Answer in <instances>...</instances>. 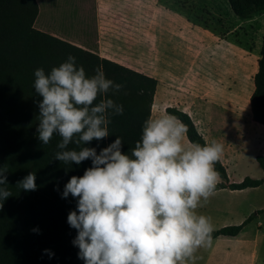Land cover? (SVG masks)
<instances>
[{
    "label": "clouds",
    "instance_id": "9594fccd",
    "mask_svg": "<svg viewBox=\"0 0 264 264\" xmlns=\"http://www.w3.org/2000/svg\"><path fill=\"white\" fill-rule=\"evenodd\" d=\"M34 75L41 97L39 140L46 145L60 136L55 159L64 164L92 161L83 176L70 178L62 194L78 198L68 223L78 230L73 243L85 264H188L200 248L212 245L211 217L197 209L220 183L215 165L224 153L222 143L187 144V126L164 114L144 122L130 155L120 137L97 152L85 145L109 137L110 116L124 112L122 104L102 97L123 86L100 69L88 76L71 55L49 73L38 68ZM7 172L0 166V209L12 195ZM18 185L36 190V174Z\"/></svg>",
    "mask_w": 264,
    "mask_h": 264
},
{
    "label": "trees",
    "instance_id": "16d2710c",
    "mask_svg": "<svg viewBox=\"0 0 264 264\" xmlns=\"http://www.w3.org/2000/svg\"><path fill=\"white\" fill-rule=\"evenodd\" d=\"M227 2L236 15L264 10V0ZM37 10L36 0H0V166L7 168L6 187L12 192L0 209V264H85L73 243L78 230L68 223L69 213L77 210L78 198L71 194L63 198L62 194L70 178L83 176L92 161L64 164L55 159L60 136L54 135L46 145L39 140L37 102L41 97L34 89L35 70L43 68L49 73L71 55L88 76L100 69L106 78L121 84L118 93L109 92L102 98L122 104L123 114L110 116L109 137L85 146L96 147L99 152L120 137L123 151L129 155L151 116L157 79L36 29ZM249 107L252 120L264 125V32ZM165 112L187 126L186 137L191 144H207L187 112L176 106L165 107ZM255 159L264 173V155L257 154ZM215 168L220 175L216 190H240L264 183V175L229 182L221 160ZM31 172L36 174L37 188L25 191L18 182ZM263 209L254 210L239 224L215 229L212 237L237 235Z\"/></svg>",
    "mask_w": 264,
    "mask_h": 264
},
{
    "label": "rangeland",
    "instance_id": "374dc122",
    "mask_svg": "<svg viewBox=\"0 0 264 264\" xmlns=\"http://www.w3.org/2000/svg\"><path fill=\"white\" fill-rule=\"evenodd\" d=\"M58 3L61 13L70 17L72 26L77 14V0H59ZM62 22V19L55 20V24ZM140 24L144 25L149 37L142 48L145 53L138 48L127 53L135 58L139 55L146 66L152 67L160 85L166 81V92L170 90L169 84L173 87L183 85L184 64L193 63L202 78V88L196 91H208L202 100L212 103L217 112L230 114L232 106L246 105L244 100L249 95L246 113L250 115L249 97L260 58L264 10L236 15L227 0H149L147 7L140 11ZM169 98L171 96L166 97ZM262 142V134L254 133L251 139L243 141L235 159L227 161L233 182L245 176L263 177V170L254 155V151L263 154ZM206 206L210 209L205 210ZM263 206L264 185H261L245 190L219 191L197 211L211 217L216 229L236 224L234 222L242 214L247 215ZM253 249L256 251L255 263L264 264V211L238 238L221 235L213 238L212 245L200 248L188 264H250Z\"/></svg>",
    "mask_w": 264,
    "mask_h": 264
},
{
    "label": "crops",
    "instance_id": "0c3cea01",
    "mask_svg": "<svg viewBox=\"0 0 264 264\" xmlns=\"http://www.w3.org/2000/svg\"><path fill=\"white\" fill-rule=\"evenodd\" d=\"M58 2L59 0H36L38 10L34 27L84 49L94 51L100 57L108 58L156 78L157 86L150 117L157 118L161 116L167 106H176L187 112L207 144L217 141L224 145L221 162L226 168L229 182L233 181L229 176L226 165L227 161L234 160L235 155L239 154L242 149L243 141L251 139V136L258 131L262 134L263 142L261 147L263 148L262 155H264V125L253 121L251 114L246 113L249 95L244 100L246 105L238 103L232 106L230 114L217 112L212 108V103H207L205 99L202 100V97L207 95L208 91H196V89L202 88V78L200 72L194 69L193 63H189V66L188 64H184V73L181 74L183 85L173 87V85L169 84L170 90L166 92V81L161 86L152 67L146 66L144 60L139 59V55L136 58L128 55L127 51L132 48H138L137 50L145 53L142 48L144 47L145 40H148L149 37H147L144 25L140 24V11H143L147 7L149 0H77V14L72 26L70 17L61 13L59 9L61 5ZM59 19H62L63 22L55 24V20ZM141 45L143 46L139 48ZM170 96L171 98L167 100L166 97ZM158 104L159 107L157 108ZM165 114L168 113L165 112ZM185 143L191 144L186 136ZM257 154L258 152L254 151V155L256 156ZM241 180L242 178L238 182ZM261 185H264V183ZM227 189L229 188H220L215 193ZM262 208L264 206L257 209ZM198 209H202V207ZM204 209L209 210L210 208L206 206ZM262 212L257 213L237 235L229 237L238 238L246 226L254 220H258ZM250 213L247 215L242 214L240 219L234 223L239 224ZM234 255L236 256L237 254ZM255 262L256 251L253 249L250 264H256Z\"/></svg>",
    "mask_w": 264,
    "mask_h": 264
}]
</instances>
